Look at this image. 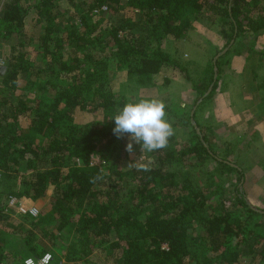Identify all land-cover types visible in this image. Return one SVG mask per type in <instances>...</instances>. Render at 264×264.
<instances>
[{
	"label": "trees",
	"instance_id": "1",
	"mask_svg": "<svg viewBox=\"0 0 264 264\" xmlns=\"http://www.w3.org/2000/svg\"><path fill=\"white\" fill-rule=\"evenodd\" d=\"M71 2L0 0L4 41L23 35L30 16L42 28L35 45H21L18 56L8 58L0 77V264L43 257L36 236L85 264L90 255L106 264H243L240 257L264 264V209L251 206L239 186L226 194L227 176L243 171L218 155L206 128L199 135L192 116L180 117V126L168 110L175 134L167 148L151 153L134 144L137 154L155 155L149 171H138L128 166L127 137L113 134L112 120L125 105L112 85L120 71L148 86L172 66L199 99H210L218 82L205 96L213 68L198 85L164 52V40L184 39L187 23L200 14L217 17L228 44L264 34V0H129L141 17L136 32L107 25V13L96 12L116 0ZM9 92L14 96L6 97ZM77 111L99 119L80 125ZM180 129L188 138L177 147ZM96 156L105 166L91 165ZM209 161L216 167L200 168ZM198 172L209 183L208 194L198 186ZM96 176L102 179L90 182ZM47 198L41 214L25 206L26 215L16 219L21 204L36 207ZM64 233L70 244L56 243Z\"/></svg>",
	"mask_w": 264,
	"mask_h": 264
},
{
	"label": "rangeland",
	"instance_id": "2",
	"mask_svg": "<svg viewBox=\"0 0 264 264\" xmlns=\"http://www.w3.org/2000/svg\"><path fill=\"white\" fill-rule=\"evenodd\" d=\"M78 1L81 0H76ZM116 1L118 5L113 3L110 7L103 6L106 7L103 11L107 13V25L127 27L132 29V32L138 31L140 13L127 5L129 1ZM63 4L67 7L72 6L71 0H63ZM41 29L34 16H30L23 35L15 34L5 41L0 36V59L7 62L8 58L17 57L23 50L21 45L29 47L35 45L42 33ZM162 47L164 52L169 53L190 71L191 79L198 85H202L201 79L210 72V69L213 68L215 75V66L219 70L217 64L219 62L221 72H218L217 88L212 92L210 99L199 102L202 98H198L192 82L186 80L184 74L172 66L163 67L154 77L153 83L148 86L129 81L126 70L120 71L113 78V91L125 104L142 99L163 101L166 105V119L170 121L173 118L180 126L184 122L180 117L187 119L195 111V122L200 129L206 128L205 133L218 155L228 157V162L237 165L243 171L241 177L235 172L227 176L226 194L233 195L235 191L233 187L239 186L251 206L264 209V34L248 35L228 44L221 34L217 17L200 14L197 18L192 17L190 23H187L184 39L166 38ZM225 49L228 50L223 53ZM218 55L220 56L214 64V59ZM5 96L13 97L14 94L11 95L9 92ZM168 110H171L175 117L170 118ZM75 119L78 124L86 125L97 121L99 114L77 111ZM187 132L184 129L177 131L176 141L179 145L177 147H181L187 141ZM94 158L102 160L98 156ZM130 158V163L137 160L152 166L155 155H139L135 152ZM216 165L215 162L209 161L200 168L210 170ZM201 175L198 172V177L195 178L198 186H205V193L208 194L210 190L206 184L209 183ZM121 183L128 185L133 181ZM48 204V198L36 207L23 203L17 210L16 219L19 220L26 215L22 210L25 206L35 208L38 216ZM23 206L24 208H21ZM68 237V233H64L56 239V243L70 244ZM35 239L40 244V249L44 251L43 254L53 256L52 261L61 259L66 264H85L73 260L65 249L56 247L49 239L39 236ZM240 260L243 264H262L258 257H240ZM89 261L87 264H106L102 257L95 255H90Z\"/></svg>",
	"mask_w": 264,
	"mask_h": 264
},
{
	"label": "clouds",
	"instance_id": "3",
	"mask_svg": "<svg viewBox=\"0 0 264 264\" xmlns=\"http://www.w3.org/2000/svg\"><path fill=\"white\" fill-rule=\"evenodd\" d=\"M166 105L158 99H142L138 102H128L118 111L112 120L115 122L113 134L118 139L127 137L125 150L135 153L133 145H139L141 152H155L168 147L169 139L175 134L172 124L166 119ZM129 167L137 170L149 171L147 163L135 160ZM101 176L93 177L90 182L95 183ZM50 254H45L40 260L29 257L23 264H49Z\"/></svg>",
	"mask_w": 264,
	"mask_h": 264
},
{
	"label": "water",
	"instance_id": "4",
	"mask_svg": "<svg viewBox=\"0 0 264 264\" xmlns=\"http://www.w3.org/2000/svg\"><path fill=\"white\" fill-rule=\"evenodd\" d=\"M227 50H228V49H225V50L223 51V53H225ZM223 53H222V54H223ZM220 55H221V54H220ZM220 55H218V56L215 57V59H214V64H216V62H217V60H218V58H219ZM6 71H7V67H6V66H0V75L5 74ZM217 77H218V69H217V67L215 66L214 82L212 83L211 87L208 89L207 94H206L205 96L209 95V94L212 92V90H213V86H214V83H215L216 80H217ZM202 100H203V98L200 99L199 102H201ZM194 112H195V111L192 112V119H191V121H192V124L194 125V127H195L197 133H198L199 135H201L200 128L198 127V125H197V123L195 122V119H194V117H193V116H194ZM230 164H231L232 166H234V167L239 168V167H238L237 165H235V164H232V163H230Z\"/></svg>",
	"mask_w": 264,
	"mask_h": 264
},
{
	"label": "built area",
	"instance_id": "5",
	"mask_svg": "<svg viewBox=\"0 0 264 264\" xmlns=\"http://www.w3.org/2000/svg\"><path fill=\"white\" fill-rule=\"evenodd\" d=\"M127 1H129V0H127ZM106 9V7H102L100 10H98V11H96V12H100V11H103V10H105ZM3 65H5V61L3 60V59H0V66H3ZM105 164V162L103 161V160H100V159H96V158H94V157H92V160H91V165H94V166H103ZM11 204H13L14 202H15V199H11ZM21 208H24V207H21ZM24 212H27V210L24 208V209H22ZM29 212L31 213V214H33L34 216H36L37 215V210L36 209H29ZM51 256V255H50ZM51 259H52V256H51ZM51 259H50V261H51ZM38 260H40V259H38ZM50 261H49V263H50Z\"/></svg>",
	"mask_w": 264,
	"mask_h": 264
},
{
	"label": "crops",
	"instance_id": "6",
	"mask_svg": "<svg viewBox=\"0 0 264 264\" xmlns=\"http://www.w3.org/2000/svg\"><path fill=\"white\" fill-rule=\"evenodd\" d=\"M3 42V41H2ZM3 66H5V65H3ZM6 73V72H5ZM3 75H5V74H3ZM3 75H0V77H2Z\"/></svg>",
	"mask_w": 264,
	"mask_h": 264
}]
</instances>
